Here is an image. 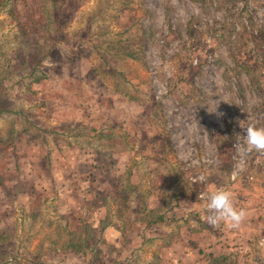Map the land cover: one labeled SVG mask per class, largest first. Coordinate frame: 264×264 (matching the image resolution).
Wrapping results in <instances>:
<instances>
[{
	"label": "rangeland",
	"instance_id": "rangeland-1",
	"mask_svg": "<svg viewBox=\"0 0 264 264\" xmlns=\"http://www.w3.org/2000/svg\"><path fill=\"white\" fill-rule=\"evenodd\" d=\"M240 122L264 126V0H0V264H264ZM218 188L238 229L202 219Z\"/></svg>",
	"mask_w": 264,
	"mask_h": 264
},
{
	"label": "clouds",
	"instance_id": "clouds-1",
	"mask_svg": "<svg viewBox=\"0 0 264 264\" xmlns=\"http://www.w3.org/2000/svg\"><path fill=\"white\" fill-rule=\"evenodd\" d=\"M244 129L243 141L238 143L237 152L243 158L252 152L264 154V126H257L253 122L246 125L240 122ZM205 197L199 195V199ZM202 219L213 227L224 225L229 229H238L247 218V212L243 208H237L234 204L232 193L225 188L209 190L206 196ZM264 245V241H261Z\"/></svg>",
	"mask_w": 264,
	"mask_h": 264
},
{
	"label": "crops",
	"instance_id": "crops-1",
	"mask_svg": "<svg viewBox=\"0 0 264 264\" xmlns=\"http://www.w3.org/2000/svg\"><path fill=\"white\" fill-rule=\"evenodd\" d=\"M93 228H97V224ZM61 247H62V245L57 246L56 249H53V251H51L49 253H46V252L43 253L46 256H49V254H51L52 252H53V254H56L57 259L55 261L49 262V264H53V263H55V264H65L67 258L70 257V256H72V257L77 256L78 259L79 258H83V260H84L85 259L84 255H86V253H89L90 250H91V248H86V249H83V250L82 249L81 250H77L76 248H73V246H71V245H66V246H64V248H61ZM65 247L67 249H65ZM86 264H89V263H86Z\"/></svg>",
	"mask_w": 264,
	"mask_h": 264
},
{
	"label": "built area",
	"instance_id": "built-area-1",
	"mask_svg": "<svg viewBox=\"0 0 264 264\" xmlns=\"http://www.w3.org/2000/svg\"><path fill=\"white\" fill-rule=\"evenodd\" d=\"M235 147L237 148V144H235ZM238 161H239L237 163L238 169H236L233 172V174L230 175L231 180L235 179V177H237L241 173V171L243 170V167L245 165V162H246L245 157L242 158L239 154H238ZM253 161H254L255 164L261 163V160H260V158L258 156L257 157H254V160ZM248 179L252 180L253 179V175L252 174H249L248 175ZM190 180L192 182H195L197 180V178L190 177ZM261 183H262V185L264 187V178L262 179ZM261 241H264V236H261L257 240V247L259 248L260 251H263V254L261 253L262 254L261 257H264V245L261 244Z\"/></svg>",
	"mask_w": 264,
	"mask_h": 264
},
{
	"label": "trees",
	"instance_id": "trees-1",
	"mask_svg": "<svg viewBox=\"0 0 264 264\" xmlns=\"http://www.w3.org/2000/svg\"><path fill=\"white\" fill-rule=\"evenodd\" d=\"M34 205H36V203L35 204H32V206H34ZM100 225V224H99ZM87 226V225H86ZM69 245V244H68ZM61 248H64V246H62ZM53 249H56V248H53V246H50V247H48V249H47V251L48 252H51V251H53ZM65 249H66V247H65Z\"/></svg>",
	"mask_w": 264,
	"mask_h": 264
}]
</instances>
